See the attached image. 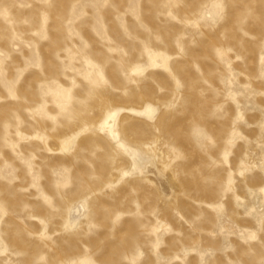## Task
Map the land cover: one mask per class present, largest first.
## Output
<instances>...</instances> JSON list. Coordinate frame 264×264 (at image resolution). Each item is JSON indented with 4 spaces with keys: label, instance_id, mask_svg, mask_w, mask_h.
<instances>
[{
    "label": "rangeland",
    "instance_id": "1",
    "mask_svg": "<svg viewBox=\"0 0 264 264\" xmlns=\"http://www.w3.org/2000/svg\"><path fill=\"white\" fill-rule=\"evenodd\" d=\"M0 264H264V0H0Z\"/></svg>",
    "mask_w": 264,
    "mask_h": 264
},
{
    "label": "bare ground",
    "instance_id": "2",
    "mask_svg": "<svg viewBox=\"0 0 264 264\" xmlns=\"http://www.w3.org/2000/svg\"><path fill=\"white\" fill-rule=\"evenodd\" d=\"M102 127L107 130L111 136L118 135L117 129V115L115 113L109 114L107 118L104 119ZM167 182L170 183L173 187L176 186L175 180L169 174H166ZM168 189V187L166 186Z\"/></svg>",
    "mask_w": 264,
    "mask_h": 264
}]
</instances>
